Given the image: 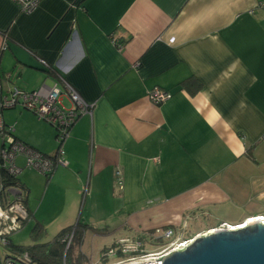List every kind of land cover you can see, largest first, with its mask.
<instances>
[{"label": "crops", "instance_id": "0c3cea01", "mask_svg": "<svg viewBox=\"0 0 264 264\" xmlns=\"http://www.w3.org/2000/svg\"><path fill=\"white\" fill-rule=\"evenodd\" d=\"M262 3L40 0L26 13L0 0V113L16 138L58 149L51 124L21 106L2 110L14 86L64 77L94 104L64 143L67 167L46 177L18 158L32 220L71 226L83 192L96 209L124 214L119 231L135 235L216 216L196 226L202 235L264 216ZM190 78L201 86L182 85ZM155 87L172 97L155 104Z\"/></svg>", "mask_w": 264, "mask_h": 264}, {"label": "built area", "instance_id": "2783aa9c", "mask_svg": "<svg viewBox=\"0 0 264 264\" xmlns=\"http://www.w3.org/2000/svg\"><path fill=\"white\" fill-rule=\"evenodd\" d=\"M13 1L18 5L20 11L28 13L36 8L40 0ZM261 6L264 7V3ZM3 48H6V44ZM42 62L46 67H50L47 61L42 60ZM1 75L0 70V87L2 86ZM60 81L61 86L57 84L52 87L42 85L33 91L21 90L14 86L9 94L2 97V110L21 106L32 111L39 120L51 124L56 130V139L59 144L54 155H47L35 149L16 138L14 135L15 126L6 124L2 113H0V136L4 142L0 152V170L8 172L15 179L20 177L23 170L17 161L20 156L25 158V167L37 170L47 177L53 175L59 166L67 167L69 162L65 157L64 143L70 137L71 130L77 120L85 114H93L94 104L86 101L79 90L67 79L60 77ZM65 97L68 99L69 105L65 103ZM149 97L152 102L159 105L170 99L172 93L155 87L150 90ZM116 178L119 187H122L124 182L120 169L116 171ZM17 181L15 185H5L3 180L0 184V264H36L29 251L13 247L12 235L23 229L31 219V213L26 204L27 191L19 184V180ZM259 218H249L236 225L224 223L219 228H242ZM73 233L70 232L64 237L67 248L70 246ZM175 233L171 226L158 228L153 238L171 241L154 251H149L146 248V242L142 237L146 232L140 233L141 235L136 237L120 238L117 247L109 248L103 256L105 258L119 257V260L109 264H163L164 258L174 249L185 246L196 238L194 236L184 241H178L175 238ZM148 240L150 239H147V242Z\"/></svg>", "mask_w": 264, "mask_h": 264}, {"label": "rangeland", "instance_id": "374dc122", "mask_svg": "<svg viewBox=\"0 0 264 264\" xmlns=\"http://www.w3.org/2000/svg\"><path fill=\"white\" fill-rule=\"evenodd\" d=\"M57 144L56 148H58ZM47 177V176H46ZM2 180H0L1 184ZM85 189V188H84ZM42 191V190H41ZM84 191V190H83ZM42 194L38 198V203L41 204ZM92 199L87 196V193L84 195V192L80 199V208L78 215L75 216L76 219L72 222L73 226L76 227L78 221H81V225L77 228V233H73V237L70 241V246L67 248L69 252L68 260L66 257L64 263L68 264H104L105 260H108V263L115 262L119 260V257L113 258H103L104 253L111 247H117V242L121 236L136 237L134 232H126L120 230V224L125 219V215L121 213L110 214L109 209H96L92 205ZM34 212L36 211L33 210ZM261 217V216H257ZM207 218L210 221L209 217H206L204 220H198V222H193L192 225L187 223L181 229L175 230V238L178 241L187 240L190 236H196L198 234L196 226L203 227L205 225L210 226L212 221L217 217L213 216L211 223L207 222ZM259 220V219H258ZM87 224L84 226L83 224ZM224 224V223H223ZM70 224H62V221H58L52 224H42L37 223L32 218L26 223L25 227L20 231H17L12 235V241L14 245L18 246H31L34 244H48L54 241L61 229L67 227ZM222 225V224H221ZM174 227V226H173ZM175 228V227H174ZM74 229V228H73ZM84 235L82 241L78 239L79 236ZM141 235V234H140ZM144 234L145 239H151L149 235ZM124 238V237H123ZM171 240H164L165 243H170ZM152 243L148 240V244ZM147 244V243H146ZM149 251L158 250L161 246L158 247H148ZM166 245V244H165ZM72 246V248H71ZM71 248V250L69 249ZM105 249H107L105 251ZM105 251V252H104ZM104 259V260H103Z\"/></svg>", "mask_w": 264, "mask_h": 264}, {"label": "water", "instance_id": "95a60500", "mask_svg": "<svg viewBox=\"0 0 264 264\" xmlns=\"http://www.w3.org/2000/svg\"><path fill=\"white\" fill-rule=\"evenodd\" d=\"M195 237L168 254L163 264H264L263 219L242 228H216Z\"/></svg>", "mask_w": 264, "mask_h": 264}, {"label": "trees", "instance_id": "16d2710c", "mask_svg": "<svg viewBox=\"0 0 264 264\" xmlns=\"http://www.w3.org/2000/svg\"><path fill=\"white\" fill-rule=\"evenodd\" d=\"M182 85H184L185 87H190L193 85V86H196L197 88H199L201 86L200 82L194 78H190L189 80L184 81L182 83ZM0 175H1V179L3 180L5 185H15L16 182H18L17 180H19V178L15 179L11 174H9L8 172H6L2 169L0 170ZM85 194H86V192H84V195ZM80 225H81V221H78L76 227L71 225V226H68V227L62 229L59 232V234L57 235V237L54 239V241L51 243H48V244H34L31 246H18V245L13 244V247L15 249H19V250L21 249V250L29 251V253L34 258L36 264H64L65 257H66V260H68V257H69V252L67 250V243H66V241H64V237L72 231H75V235H76L77 228ZM83 225L86 226L87 224L85 223ZM171 227L174 228L173 226H171ZM155 233H156L155 230H151V231L146 232V235H149L151 238L150 241L152 243H149V244L147 242V239H145L144 236H142L143 239L145 240V242L148 244V247L149 246H151V247H158V246L163 247V246H165V244H167V243H165L163 239H161V238L154 239L153 238ZM83 237H84V235L79 236L78 239L80 240V242L82 241ZM189 238H192V236L191 237L189 236L188 239ZM71 248H72V246H71ZM71 248H69V249L71 250ZM106 250L107 249H105V251ZM119 256H121V255L119 254ZM103 258H105V257L103 256ZM66 264H68V263H66ZM104 264H109L108 260H105Z\"/></svg>", "mask_w": 264, "mask_h": 264}, {"label": "bare ground", "instance_id": "6f19581e", "mask_svg": "<svg viewBox=\"0 0 264 264\" xmlns=\"http://www.w3.org/2000/svg\"><path fill=\"white\" fill-rule=\"evenodd\" d=\"M262 217H264V216H261V217L259 218V220H260V219H263V220H264V218H262ZM257 220H258V219H257ZM215 230H216V229H215ZM215 230H212V231H215ZM212 231H211V232H212Z\"/></svg>", "mask_w": 264, "mask_h": 264}]
</instances>
